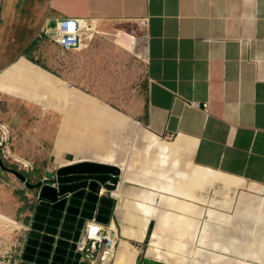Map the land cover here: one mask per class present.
Instances as JSON below:
<instances>
[{
  "label": "crops",
  "instance_id": "0c3cea01",
  "mask_svg": "<svg viewBox=\"0 0 264 264\" xmlns=\"http://www.w3.org/2000/svg\"><path fill=\"white\" fill-rule=\"evenodd\" d=\"M65 17L100 28L138 25L145 36L137 44L146 59L144 95L118 102L100 95L117 91L97 78L126 74L128 51L114 34L102 30L72 53L53 43L60 57L70 55V78L48 48L31 49L47 39L42 30ZM2 98L12 156L29 163L31 180L75 162L120 166L118 189L103 194L115 199L107 224L115 225L117 250L128 252L124 264H176L146 253L155 217L142 239L123 232L136 226L126 220L118 193L127 189L132 198L166 207L167 197L189 200L223 189L222 180L190 188L187 175L200 167L240 179L237 197L264 184V0H0ZM233 233L237 240L226 232L218 242L230 245L227 255L235 258L247 235Z\"/></svg>",
  "mask_w": 264,
  "mask_h": 264
},
{
  "label": "bare ground",
  "instance_id": "6f19581e",
  "mask_svg": "<svg viewBox=\"0 0 264 264\" xmlns=\"http://www.w3.org/2000/svg\"><path fill=\"white\" fill-rule=\"evenodd\" d=\"M89 24L98 35L102 34L98 30L97 21ZM113 36L119 47L140 57L141 51L137 49V44L143 41V37L125 31H118ZM86 47L83 45L77 51ZM15 158L26 163L21 157ZM187 176L190 188L203 189L216 180H222L223 189L215 188L213 196L208 193L197 197L190 195L189 200L167 197L166 207H161L156 201L132 198L127 189H122L118 193L124 197L120 207L126 220L136 226L125 228L123 232L142 239L148 222L155 217L156 224L146 252L150 256L176 264H264V186H248L254 192H241L237 197L233 186H237L241 180L234 176L201 167L193 168ZM21 226L20 221L0 211V235ZM112 227H115L114 223ZM239 230L246 232V249L233 250L237 252L235 258H232L227 255L231 250L230 245L219 243L218 235L227 232L229 238L237 240L238 233L233 232ZM211 235L214 238L211 237L213 240L208 241V236ZM202 244H208L212 248L205 250L201 247ZM132 249L138 252L137 247L133 246ZM203 252H208L206 261L200 260L199 256ZM127 253L122 249L117 250L114 264H124Z\"/></svg>",
  "mask_w": 264,
  "mask_h": 264
},
{
  "label": "water",
  "instance_id": "95a60500",
  "mask_svg": "<svg viewBox=\"0 0 264 264\" xmlns=\"http://www.w3.org/2000/svg\"><path fill=\"white\" fill-rule=\"evenodd\" d=\"M0 168L33 191L12 264H90L81 260L76 241L86 221L108 223L115 199L103 193L118 189L122 168L100 162H75L58 168L49 178L33 181L6 164L1 152Z\"/></svg>",
  "mask_w": 264,
  "mask_h": 264
},
{
  "label": "built area",
  "instance_id": "2783aa9c",
  "mask_svg": "<svg viewBox=\"0 0 264 264\" xmlns=\"http://www.w3.org/2000/svg\"><path fill=\"white\" fill-rule=\"evenodd\" d=\"M41 36L54 43L61 52L72 53L83 45L88 46L97 36V32L84 20L60 18L53 28L41 31ZM145 43V36H142ZM194 105H199L194 103ZM207 103L203 107H207ZM0 152L5 160L19 163L23 170L28 169L29 163L21 162L12 155L10 132L5 126H0ZM23 226L0 235V264H12V256L17 245V237ZM77 251L81 253V260L90 264H113L118 248V234L111 224L95 219L84 224L79 239L76 241Z\"/></svg>",
  "mask_w": 264,
  "mask_h": 264
},
{
  "label": "rangeland",
  "instance_id": "374dc122",
  "mask_svg": "<svg viewBox=\"0 0 264 264\" xmlns=\"http://www.w3.org/2000/svg\"><path fill=\"white\" fill-rule=\"evenodd\" d=\"M102 28V29H101ZM99 27L98 30L100 32L105 31L106 33L115 34L118 31H125L127 33H134L139 37L143 36L142 30L139 28L138 25H127L125 23H112V24H104L102 27ZM102 36V35H101ZM97 37H100L98 35ZM48 48L50 54L53 57V60H58L61 63V68H57L59 72L66 74L68 78H70L71 70H70V55H61L59 56L58 49L51 43L48 39H43L42 46L36 45L33 46L31 49H36L38 52L39 49ZM137 49L141 52L139 53L140 57L136 55L129 54L126 52L127 55V62H126V74L125 76L121 77H111V78H97L96 84L99 85H112L114 90L117 92L112 93H100V95L108 96L111 98L112 101L118 102V100L124 99V96L127 97V100L133 98L135 95H144L145 93V81H146V74H145V65L146 59L143 55V46H137ZM138 53V52H137ZM46 64V63H43ZM48 65V64H47ZM51 65V64H50ZM54 67V66H53ZM81 81H85V78H80ZM122 86V92H119ZM125 86V87H124ZM124 87V88H123ZM7 106L5 98L0 99V126H6L2 118H4V108ZM11 141V140H10ZM27 160V159H26ZM6 164L9 166L15 167L22 172H24L27 176L25 170L21 168L22 165L19 163H12L9 160H5ZM29 177V176H28ZM264 186V184H262ZM28 189L20 182L13 174L3 170L0 168V211L11 215L15 220L23 221V217H20V214L24 210L26 212V205H28L31 198L27 195ZM248 191L254 192L252 187H248ZM215 189L209 188V195L213 196ZM23 214V213H22ZM9 232H5L4 236H6ZM3 235V234H2Z\"/></svg>",
  "mask_w": 264,
  "mask_h": 264
}]
</instances>
